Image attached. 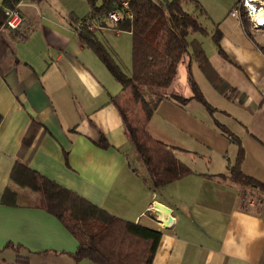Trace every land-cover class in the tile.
Segmentation results:
<instances>
[{
	"label": "crops",
	"instance_id": "crops-1",
	"mask_svg": "<svg viewBox=\"0 0 264 264\" xmlns=\"http://www.w3.org/2000/svg\"><path fill=\"white\" fill-rule=\"evenodd\" d=\"M5 1L0 0V9ZM197 1L203 16L213 21L212 36L221 32L219 47L215 44L218 59L214 61L205 51L210 62L233 88L243 93L234 100L253 113H264V46L256 39L264 32L251 27L253 41L241 21L230 16L238 0ZM194 6L186 3L185 9L189 12ZM15 7L24 16V29L1 28L14 56L0 65V264H96L76 261L75 238L54 216L33 206L35 193L11 180L18 160L28 162L32 170L125 221L161 230L153 264H264V192L240 186L238 193L230 185L231 180L220 177L228 175L230 165L222 168L225 170L200 165L203 168L197 170L194 167L208 156L188 151L190 148L170 134L188 136L196 117L190 116V109L196 108L197 101L179 104L167 98L148 125L152 137L176 148L178 158L194 172L154 189L146 167L130 163L133 145L111 102L122 87L80 38L77 22L92 14L88 0H18ZM197 11L200 12L195 7L189 13L195 14L207 29ZM93 33L121 69V65H129L127 39L122 46L114 47L102 38L131 33L118 31L105 21ZM130 51L131 70L126 73L122 69L127 75L132 72V35ZM192 75L195 79V72ZM215 107L223 117L234 120L220 125L240 141L248 136L261 141L256 138L261 131L258 125L246 122L239 111ZM34 123L40 126L29 132ZM232 124L243 134H235ZM162 126L170 129L163 130ZM196 126V131L219 140L220 149L227 151L225 139L229 138L212 122L205 128L208 131ZM168 130L173 140L165 135ZM26 136L34 139L32 154L22 152ZM102 137L108 141L109 149L100 147ZM246 161L247 158L243 166ZM243 171L264 182L244 167ZM6 192L11 194L7 204L3 200ZM156 204L172 210L171 223L152 209Z\"/></svg>",
	"mask_w": 264,
	"mask_h": 264
},
{
	"label": "trees",
	"instance_id": "trees-1",
	"mask_svg": "<svg viewBox=\"0 0 264 264\" xmlns=\"http://www.w3.org/2000/svg\"><path fill=\"white\" fill-rule=\"evenodd\" d=\"M122 1L88 0L92 10L89 17H104L118 9ZM190 2L203 12L197 0H130L133 19L122 21L115 26L118 31L132 35L130 75L123 72L92 31H89L87 27L78 29L81 40L94 51L122 87L121 92L112 97L111 102L122 117L127 138L140 155L154 189L162 188L194 174L192 169L178 158L176 148L154 139L149 133L148 125L159 105L167 98L172 100L175 98L174 101L179 104L196 100L210 111H214L193 78L190 71L192 63H197L201 72L221 95L232 100L237 96V89L217 72L204 50L203 43L195 38L197 34L208 36L209 33L195 14L186 11L185 5ZM17 3L18 0H6L4 8H15ZM4 8L0 9V65L14 56L12 47L1 31L6 21ZM241 18L245 32L255 41L251 31L252 25L245 13ZM85 19L87 17L82 20ZM220 38V31H216L212 36L218 47ZM258 48L263 50L261 46ZM220 53L222 54L221 50ZM186 59L189 62V84L193 90L192 97L184 98L161 93L172 86L178 74L179 65ZM36 126L40 125L34 123L29 132ZM219 128L239 148L238 156L234 164L230 165L228 175L222 174L220 177L229 179L240 186L264 192V182L247 175L242 169L245 151L240 139L225 126L219 125ZM34 144V139L26 136L22 152L30 151L32 154L35 150ZM100 147L110 148L104 137L100 139ZM11 180L35 193L36 202L33 206L54 216L75 238L78 249L73 254V258L76 261L89 260L96 264H153L162 237L161 230L128 222L109 213L32 170L28 162L17 161ZM10 196L9 192L5 193L4 203H9ZM262 202L260 201V207ZM17 264L28 263L19 261Z\"/></svg>",
	"mask_w": 264,
	"mask_h": 264
},
{
	"label": "rangeland",
	"instance_id": "rangeland-1",
	"mask_svg": "<svg viewBox=\"0 0 264 264\" xmlns=\"http://www.w3.org/2000/svg\"><path fill=\"white\" fill-rule=\"evenodd\" d=\"M189 10H191L189 12H193L195 10V6L192 9L189 8ZM197 14H199V17L201 18V22L207 27L209 35L202 36V35L197 34L195 35V38L199 39L201 42L204 43L205 51L215 61L216 58L218 59L219 54H218V49L212 40L211 33L213 32V28H214L213 21H211L206 16H203L202 12L200 13L197 11ZM125 39H127V41L129 42V53H128L129 54V65L127 64V66L126 65H121V66L124 72L127 73V70H131V60H130L131 35L123 34L122 36L118 37L114 34H107L105 38H102L104 42H106L109 45L112 44L114 47H116L118 44H121L122 46L124 41L126 42ZM256 39L259 44L264 46V34L256 35ZM187 61L188 59L184 60L179 65L178 74L171 86V89L169 88L168 90L161 91V93L165 95L173 94V95L183 96L185 98L192 97L193 90L191 89V86L187 79L189 75L188 74L189 71L187 69V63H188ZM223 63H226V62H223ZM192 68H194L193 71H192ZM191 71L192 73L195 72L196 74L195 81L197 82L206 100L213 106L214 111H209L208 108L204 106L203 104H201L200 102H195L196 108L195 106H192V108L190 109L191 111L190 116L191 117L196 116V117L192 120V124L189 126L188 136L181 135L180 133H176V132L172 133L170 132V130L165 132V135L169 138H171L172 136V138L179 141L180 144L182 143L184 146L190 148L188 149V151H191V152L196 151V152H200L202 156L204 155L208 156L205 158L206 160H202L201 162H199V160H196L197 162H199V164H197L196 167H194V168H197V170L203 167L206 168V165L210 166L213 170L214 168H217V170H225V169H222L224 168L225 165L228 166V165L234 164L236 155L239 150L238 146L235 143L230 142L231 141L230 139H229L230 141L229 140L227 141L226 140L227 138H226L225 145H228L227 151L224 149V147L223 149H220L219 146H221V143L219 140H216V139L211 140L207 138L204 134L201 135V133L199 131H196L195 129H197L196 125H201L205 129L207 125L210 122H212L214 128L215 129L217 128L221 132V129L219 128L220 123L228 122V124H231L232 122H234V120L232 119H227L223 117L215 106L221 109H225L223 108L224 106V107L239 111L243 115V118L246 122H249L254 127L258 125L261 128L259 137H256L260 139L261 141H258L255 138H252V136H248L246 137L245 141H241V145L245 151V158H247L245 165L244 166L242 165V169L244 167L245 170L252 172L257 177L264 180V113H253L251 112L250 109H246L243 104H240L239 101L228 100L225 96L221 95L219 92H217L213 88V86L207 80L205 75L199 69V66L197 65V63L195 62L192 63ZM237 94L241 95L243 93L237 90ZM174 99L175 98H173V100ZM261 109L264 111V104L261 105ZM232 126H234V128L232 127L233 128L232 130H234L233 132H235V134H237V132H240L241 134H243L242 129L236 127L233 124ZM161 128L163 130L166 128L170 129V127L168 126H165V127L162 126ZM208 130L209 129H205V131H208ZM169 132L171 136H169ZM210 158H212L211 163L209 162L211 160ZM129 159H130V163L133 166L144 167L143 161L134 147L132 148V151L129 153ZM200 165L201 166L203 165V167H200ZM230 185L234 186L237 189V192L239 193L241 189L240 185L235 184L233 182H231Z\"/></svg>",
	"mask_w": 264,
	"mask_h": 264
},
{
	"label": "built area",
	"instance_id": "built-area-1",
	"mask_svg": "<svg viewBox=\"0 0 264 264\" xmlns=\"http://www.w3.org/2000/svg\"><path fill=\"white\" fill-rule=\"evenodd\" d=\"M246 15L252 25V29L257 32H264V25L259 21L260 16L264 14V0H240L230 11V16L241 21L242 14ZM6 17L5 27L11 31H21L25 27V19L21 11L15 8H5ZM133 19L130 8V0H123L121 6L114 11L109 12L104 17H89L84 21H79L77 27L79 30L87 29L94 31L102 28V21L117 26L120 22ZM155 209V208H152Z\"/></svg>",
	"mask_w": 264,
	"mask_h": 264
},
{
	"label": "water",
	"instance_id": "water-1",
	"mask_svg": "<svg viewBox=\"0 0 264 264\" xmlns=\"http://www.w3.org/2000/svg\"><path fill=\"white\" fill-rule=\"evenodd\" d=\"M155 209H156V212L158 214H160L161 216H164L165 220L168 223H171L173 221L172 210L171 209H169V208H167V207H165L163 205H160V204H156L155 205Z\"/></svg>",
	"mask_w": 264,
	"mask_h": 264
},
{
	"label": "bare ground",
	"instance_id": "bare-ground-1",
	"mask_svg": "<svg viewBox=\"0 0 264 264\" xmlns=\"http://www.w3.org/2000/svg\"><path fill=\"white\" fill-rule=\"evenodd\" d=\"M259 21L262 25H264V14L260 16Z\"/></svg>",
	"mask_w": 264,
	"mask_h": 264
}]
</instances>
